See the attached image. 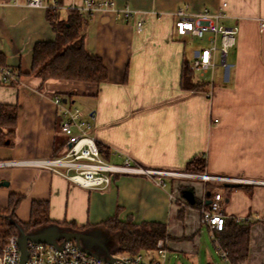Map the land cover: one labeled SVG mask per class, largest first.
I'll list each match as a JSON object with an SVG mask.
<instances>
[{"label": "crops", "instance_id": "crops-1", "mask_svg": "<svg viewBox=\"0 0 264 264\" xmlns=\"http://www.w3.org/2000/svg\"><path fill=\"white\" fill-rule=\"evenodd\" d=\"M110 1L112 9L96 11L83 28L85 49L101 58L108 70V82L94 86L42 82L30 74L34 45L55 38L45 10L28 7V0H0V55L4 66L19 74L15 84H0V106L18 109L12 145L0 147V209L8 206L10 195H20L15 216L22 223L29 221L32 203L41 202L47 203L49 218L57 223L85 229L104 228L114 218L122 223L155 222L165 224L172 239L194 236L202 204L216 193L223 196L220 208L226 217L260 214L264 208V0ZM221 4L226 8L219 25L237 29L235 46L227 52H232L230 70L210 87L193 74V83L207 87L186 91L181 75L191 61L189 37L176 34L173 14L179 8L215 12ZM124 11L129 18L123 17ZM56 96L66 97L62 101L71 106L75 100L89 106L87 112L78 109L85 118L93 117L92 135L108 163L118 165L128 159L144 170L161 173L164 185L158 187L145 176L123 175L114 178L108 189L92 191L40 166L62 152L60 119L52 102ZM195 158L205 160L203 175L229 182H204L203 175L186 173V165ZM207 183L229 192L214 187L210 191ZM186 190L192 203L182 197ZM245 264H264V225L257 222L250 226Z\"/></svg>", "mask_w": 264, "mask_h": 264}, {"label": "built area", "instance_id": "built-area-1", "mask_svg": "<svg viewBox=\"0 0 264 264\" xmlns=\"http://www.w3.org/2000/svg\"><path fill=\"white\" fill-rule=\"evenodd\" d=\"M27 6L43 10H72L78 12L79 15H92L99 10L112 9L113 4L110 0H81L79 3L70 0L65 4H60L58 0H28ZM225 8L226 4H221L215 12L204 9L199 13H190L186 8H179L173 14L174 29L178 36L206 42L207 47L195 54L189 70L193 74H197L203 81L209 75L211 86L213 70L218 66L215 55L219 54V64L226 69L227 52L234 48L237 36L236 28L219 25L220 20L225 17ZM123 17L129 18L130 13L124 11ZM140 26L141 23H138L137 27ZM18 77L19 74L16 71L8 67H0V84L13 85ZM207 95L210 97L211 91ZM52 102L60 119L59 132L64 137V143L59 156L40 163L44 169L69 183L92 191L108 189L114 178L123 175L145 176L154 181L158 187L164 185L160 179V176H163L161 173L144 170L128 159L118 165L102 159L96 140L92 135L93 117L85 118L78 108L63 103L60 97H54ZM201 179L204 182L212 180L229 182L228 179L212 178L205 175L201 176ZM223 201L221 194H213L208 203L202 204L199 211L201 225L213 234L214 240L215 234L223 231L227 220H232L235 224L257 222L264 225V208L260 214L253 216L226 217L220 208ZM26 250L28 255L25 264H165L167 255V249L163 243H160L153 251H139L134 254L119 253V255L110 256V260H101L88 255L81 251L74 242H60L56 246L28 242ZM217 250L220 259L225 264H231L227 253L220 247H217ZM19 255L17 238L10 237L5 246L0 249V264H18Z\"/></svg>", "mask_w": 264, "mask_h": 264}, {"label": "trees", "instance_id": "trees-1", "mask_svg": "<svg viewBox=\"0 0 264 264\" xmlns=\"http://www.w3.org/2000/svg\"><path fill=\"white\" fill-rule=\"evenodd\" d=\"M61 4L62 0H58ZM65 12V17H61ZM90 15H79L72 10H45V17L53 33L54 40L38 42L32 50L30 74L46 81H66L101 86L108 82V70L101 58L87 52L84 45L83 27ZM190 66V65H189ZM0 67L4 59L0 55ZM182 88L186 91H198L205 83H193V73L187 64L182 69ZM67 97L69 95H66ZM61 100L66 98L59 96ZM18 109L15 106H0V147H10L14 136ZM7 139V142H6ZM61 142V148L63 147ZM99 155L105 159L104 152L98 147ZM57 156V155H56ZM54 156V158L56 157ZM205 160L195 158L186 165L185 172L203 175ZM208 184V185H207ZM210 191L214 187L207 183ZM20 195H10L8 206L0 209V249L10 237H18L21 233L36 234L46 228L70 229L83 232L73 223H57L48 215L47 203L34 202L30 209V218L26 223L16 219L15 212L21 201ZM251 223L235 224L227 220L222 232L215 234L214 244L227 253L231 264H245L249 252V231ZM118 237V253L134 254L139 251H152L160 243L171 238L167 234L166 225L155 222L133 224L119 222L115 218L103 225Z\"/></svg>", "mask_w": 264, "mask_h": 264}, {"label": "rangeland", "instance_id": "rangeland-1", "mask_svg": "<svg viewBox=\"0 0 264 264\" xmlns=\"http://www.w3.org/2000/svg\"><path fill=\"white\" fill-rule=\"evenodd\" d=\"M65 12H61V17L65 16ZM186 45L188 48V60L191 59L189 64L192 62L193 54L200 52L201 49L206 48L207 44L204 40H196V39H186ZM232 59V52H229L227 55V68L224 69L220 66V56L217 53L215 55L216 63H218L217 67L213 70L212 73V84L217 86L219 84V80L221 79L224 72H227L229 69V65ZM229 66V67H228ZM197 79V75L195 76ZM204 81H208V87H210V76L208 75ZM207 87V85L205 84ZM67 97V96H66ZM70 104V103H68ZM74 107L79 108L83 112H87L89 106L87 104H83L80 100H75L73 104ZM62 136V135H61ZM63 141L64 137L62 136ZM106 154H104L105 156ZM108 159L107 156H105ZM106 158L104 159L106 161ZM108 162V161H107ZM214 189L217 188L220 192L228 193L229 190L226 188L220 187L217 183L213 184ZM214 191V190H213ZM201 209V208H200ZM200 224V225H199ZM199 224L196 227L195 233H193L192 238H182L180 239H170L165 241L163 244L166 246L167 255H166V262L165 264H225L222 259L219 257V252L217 250V246L214 244L213 234L203 225L200 223V214H199ZM48 230V228H47ZM56 230L55 228L50 229ZM60 231H68L70 229H58ZM104 230L101 225H89L87 226L83 232H86L88 235L91 236H99L101 232ZM174 232V231H172ZM175 233V232H174ZM181 236V235H179ZM49 242H56L60 243L56 237L47 238ZM84 250L91 254L101 255L106 257V254L96 245L90 242H83L82 244ZM153 251V250H152ZM142 252H145L143 250ZM114 255H119V253H113ZM154 254V253H153Z\"/></svg>", "mask_w": 264, "mask_h": 264}, {"label": "water", "instance_id": "water-1", "mask_svg": "<svg viewBox=\"0 0 264 264\" xmlns=\"http://www.w3.org/2000/svg\"><path fill=\"white\" fill-rule=\"evenodd\" d=\"M63 103H66L65 100H63ZM182 197L191 202V192L189 191H183ZM56 229V228H55ZM103 232L99 234V236H91L88 235L86 232H80V231H60V230H51L49 231V228L47 230L44 229L36 234H24L21 233L17 237V245L19 248V263L18 264H25L27 261V244L28 242H34V243H46L50 245H57L56 242H49L47 238L50 237H56L58 241H61L62 243L65 242H74V244L84 253L94 256L96 258H99L101 260H110V256L114 255L113 253H117L118 249V237L115 235V233L110 234L107 229L103 228ZM83 242H90L96 246H98L105 254L106 257L101 255H95L87 252L84 250L82 244Z\"/></svg>", "mask_w": 264, "mask_h": 264}]
</instances>
